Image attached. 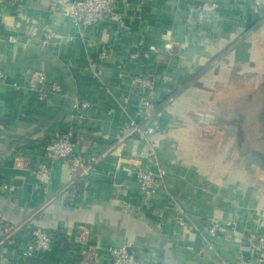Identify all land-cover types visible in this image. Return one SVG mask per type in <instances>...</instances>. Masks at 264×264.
Here are the masks:
<instances>
[{
    "label": "crops",
    "instance_id": "0c3cea01",
    "mask_svg": "<svg viewBox=\"0 0 264 264\" xmlns=\"http://www.w3.org/2000/svg\"><path fill=\"white\" fill-rule=\"evenodd\" d=\"M54 2L5 0L0 12V264H110L109 247L124 242L148 264H254L264 155L243 148L252 136L227 94L264 78V0H219L202 19L193 0H118L120 17L92 34ZM29 70L62 92L41 97L26 84ZM137 75L153 78L159 128L122 142L137 115ZM78 99L91 105L81 111ZM69 127L79 152L96 157L73 200L63 193L73 179L66 162L46 160L45 189L34 175L43 144ZM138 165L165 171L148 199ZM209 219L234 228L210 243ZM34 228L51 232L52 244L25 258Z\"/></svg>",
    "mask_w": 264,
    "mask_h": 264
},
{
    "label": "built area",
    "instance_id": "2783aa9c",
    "mask_svg": "<svg viewBox=\"0 0 264 264\" xmlns=\"http://www.w3.org/2000/svg\"><path fill=\"white\" fill-rule=\"evenodd\" d=\"M5 0H0V12ZM15 2L17 0H8ZM118 0H55L54 4L59 11L68 15L74 24L81 30H87L92 34L97 26L113 16L120 17L117 7ZM194 9L199 19L211 15L218 7L219 0H193ZM44 41L50 40L51 31H44ZM104 55V52L101 53ZM5 78V73L0 67V82ZM139 93V102L137 107L136 119L129 122V126L122 136V142L133 141L134 136L147 138L159 128L160 106L150 94L153 87V78L146 75H137L133 79ZM27 86L42 96L50 94H59L62 92L61 85L50 79L42 70H29V79ZM91 105L88 99H78L73 102V106L81 111H85ZM73 128L57 133L54 137L47 140L42 146V156L44 161L36 163L34 171L35 178L42 188H47L51 181V167L47 161H64L68 164L71 173L76 174L79 179H86L91 171L93 163L96 161L94 156H84L79 152L78 145L71 140ZM47 160V161H46ZM164 169L150 166L138 165L136 175L138 182L144 192L145 198L155 195L162 186ZM2 190H10L12 186L3 185ZM185 216L181 211L174 214L175 222L182 224ZM203 229L206 240L212 243L214 237L221 228H234L231 221L221 222L216 219L204 221ZM202 232V228H199ZM32 241L28 248L23 252V257H31L36 253H42L52 244V234L47 230L34 228L31 231ZM253 254L254 261L257 264H264V232L259 233ZM111 254L110 264H148L136 256L135 251L129 243L114 244L109 247Z\"/></svg>",
    "mask_w": 264,
    "mask_h": 264
},
{
    "label": "rangeland",
    "instance_id": "374dc122",
    "mask_svg": "<svg viewBox=\"0 0 264 264\" xmlns=\"http://www.w3.org/2000/svg\"><path fill=\"white\" fill-rule=\"evenodd\" d=\"M239 90L242 92H232L227 94V101L235 111L231 114H236L237 126L240 124L244 127L247 136L252 139L245 143L243 148L254 149L259 155H264V78L255 85L250 83L241 84ZM259 88L257 89V87ZM232 90V87H231ZM234 90V89H233ZM233 97V98H231ZM228 114V113H227ZM228 116V115H227ZM263 141H262V140ZM254 157V156H253ZM257 157L258 162L260 161ZM255 158V157H254ZM264 167V163H263Z\"/></svg>",
    "mask_w": 264,
    "mask_h": 264
},
{
    "label": "trees",
    "instance_id": "16d2710c",
    "mask_svg": "<svg viewBox=\"0 0 264 264\" xmlns=\"http://www.w3.org/2000/svg\"><path fill=\"white\" fill-rule=\"evenodd\" d=\"M158 105H159V103H158ZM151 135H149L146 139H148ZM134 138H142V137L135 135ZM71 140L76 143V131L74 129H73V132L71 135ZM78 179H79V177L76 174H74L71 183L64 190L63 193L65 194V197L67 200L75 199L77 197V195L80 193L81 185L78 184Z\"/></svg>",
    "mask_w": 264,
    "mask_h": 264
},
{
    "label": "water",
    "instance_id": "95a60500",
    "mask_svg": "<svg viewBox=\"0 0 264 264\" xmlns=\"http://www.w3.org/2000/svg\"><path fill=\"white\" fill-rule=\"evenodd\" d=\"M254 264H257L256 262H254Z\"/></svg>",
    "mask_w": 264,
    "mask_h": 264
}]
</instances>
